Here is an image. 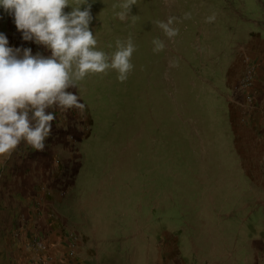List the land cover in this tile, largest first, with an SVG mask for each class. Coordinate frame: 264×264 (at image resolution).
I'll return each instance as SVG.
<instances>
[{"label":"rangeland","instance_id":"1","mask_svg":"<svg viewBox=\"0 0 264 264\" xmlns=\"http://www.w3.org/2000/svg\"><path fill=\"white\" fill-rule=\"evenodd\" d=\"M121 2L95 0L90 27L107 53L131 37L128 79L119 81L115 69L89 73L71 89L85 108L50 109L56 119L44 150L24 146L59 171L36 180L57 184L70 245L87 235L99 264H264V245L239 234L251 213L246 223L264 229L256 221H264V142L245 124L228 136L222 98L241 30L264 22V0H136L126 20L115 15ZM170 16L179 29L173 38L155 23ZM0 31L12 46L51 54L25 41L2 9ZM157 37L165 48L154 52ZM244 64L245 104L254 102L261 64L249 57ZM237 160L251 178L237 176Z\"/></svg>","mask_w":264,"mask_h":264},{"label":"clouds","instance_id":"2","mask_svg":"<svg viewBox=\"0 0 264 264\" xmlns=\"http://www.w3.org/2000/svg\"><path fill=\"white\" fill-rule=\"evenodd\" d=\"M95 0H0V9L14 17L25 41H34L50 50V55L33 54L29 47H16L0 31V155L11 154L21 142L34 150H44L50 137L56 112L73 107L83 110L85 104L78 82L89 73L115 69L117 79H128L134 68L131 57L136 45L131 37L117 40L111 53L97 47L98 39L90 27L94 19L91 8ZM136 0H122L115 15L126 20ZM72 5L70 11L66 7ZM87 5V7H82ZM190 15V13L185 14ZM215 13L207 17L215 20ZM176 17L155 23L169 38L179 29ZM153 51L165 48L159 37L153 40Z\"/></svg>","mask_w":264,"mask_h":264},{"label":"crops","instance_id":"3","mask_svg":"<svg viewBox=\"0 0 264 264\" xmlns=\"http://www.w3.org/2000/svg\"><path fill=\"white\" fill-rule=\"evenodd\" d=\"M207 9L203 12H207ZM201 19L204 21V16L201 15ZM243 27L244 29L238 30H241V42L239 48L232 53L233 61L226 77V90L222 94L224 114L229 127L227 133L228 136H239L237 126L245 124L246 133L249 134V130L253 129V132H258L259 140L264 142V22L258 23L256 28ZM246 57L251 58L253 62H260L261 65L253 92L254 102L244 104L243 93L238 84L245 73ZM24 146L25 142H21L11 154L0 155V264H99L94 260L93 246H90L93 241L90 243L87 235L82 234L83 242L75 249L70 248L72 238L64 232L66 228L64 224L71 225V222L68 218L61 217L63 214L59 213L57 184L54 183L48 188L47 194L45 186L42 187L43 180L37 182L42 175L46 177L45 172L53 171L52 166L50 163L47 166L43 161L41 164L37 155ZM233 151H236L237 158H245L240 151ZM31 154L35 156L32 157ZM30 155L31 160H27L30 165H25L26 161L24 163L23 159ZM262 155L264 164V153ZM3 162L5 164H2ZM237 163L240 170L237 176H241V179L251 178L246 174L248 171L243 172V168H246L244 161L237 160ZM58 172L55 168L53 176ZM32 179L37 180L34 182ZM252 180L259 181L255 177ZM259 184L264 194V178ZM200 214V219L205 220V216ZM253 214L255 213H251L250 216ZM257 214L259 215V212ZM250 216L247 220L252 222L253 218ZM247 220L243 221L247 228L246 226L242 228L239 234L245 233L247 239L243 238L246 242L255 239L264 245V229L261 230L259 226L255 227L253 224L251 226L250 223H246ZM256 221H260L264 226V221L259 217ZM35 237L44 240L46 244L44 249L36 251L32 245Z\"/></svg>","mask_w":264,"mask_h":264},{"label":"built area","instance_id":"4","mask_svg":"<svg viewBox=\"0 0 264 264\" xmlns=\"http://www.w3.org/2000/svg\"><path fill=\"white\" fill-rule=\"evenodd\" d=\"M44 190L47 192V194L49 193V189L48 188H44ZM74 239V238H73ZM76 239H74L75 241ZM32 245L33 247L36 249V251L40 250V249H44L45 248V244L43 243V241H40L38 238H34L32 241ZM72 249H75V244L72 243L71 245Z\"/></svg>","mask_w":264,"mask_h":264}]
</instances>
